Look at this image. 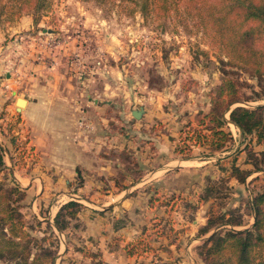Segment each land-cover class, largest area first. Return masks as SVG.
I'll return each instance as SVG.
<instances>
[{
    "label": "rangeland",
    "instance_id": "1",
    "mask_svg": "<svg viewBox=\"0 0 264 264\" xmlns=\"http://www.w3.org/2000/svg\"><path fill=\"white\" fill-rule=\"evenodd\" d=\"M213 1L178 0L168 15L165 1L157 0L147 21L138 8L122 10L97 0H49L45 9L27 7L15 18L0 17V182L25 193L19 211L32 253H37L33 238L51 249L53 264H100V250L85 243L80 213L101 205L103 197H90L108 190L129 193L136 208H162L166 216L148 218V225L160 226L179 243L189 238L184 230L197 217V236L208 217L242 221L236 230L251 226V203L264 192V163L253 169L264 140L242 134L227 111L224 129L232 138L221 151L211 154L206 146L176 151L182 133L197 129L210 111L225 77L252 97L233 107L264 103L251 96L260 90L256 79L220 50ZM253 39L243 58L250 62L251 55L264 67V36L256 33ZM18 97L26 98V108L16 109ZM139 107L144 113L136 119L131 111ZM155 167L170 178L150 182ZM237 168L252 171L244 182L236 178ZM70 200L83 207L76 217L60 218L65 227L60 232L55 216ZM174 211L180 215L171 216ZM261 211L264 237V202ZM213 231L195 246L201 264H211L212 258L202 260L199 247ZM250 257L251 264H264L263 240ZM216 258L215 264H236L231 250ZM31 261L27 264H49L45 257ZM0 264L20 263L5 255Z\"/></svg>",
    "mask_w": 264,
    "mask_h": 264
},
{
    "label": "trees",
    "instance_id": "2",
    "mask_svg": "<svg viewBox=\"0 0 264 264\" xmlns=\"http://www.w3.org/2000/svg\"><path fill=\"white\" fill-rule=\"evenodd\" d=\"M100 4H112L120 7L122 10L134 11L139 9L143 19L147 21L151 17L153 8L157 5V0H97ZM165 14H170L176 9L178 0H164ZM192 3H202L205 0H184ZM197 1V2H196ZM215 7L218 9L216 19L217 25L215 30L219 35V43L222 52L228 56L229 63L234 62L244 66L245 70L250 72L257 81L259 91H253L252 95L255 100L264 99V67L260 63L253 61L250 55V62L243 58L245 50L252 49L255 42L253 36L259 33L264 36V0H217ZM49 0H0V17L15 18L20 12L27 7H32L35 11L47 8ZM213 13V8L206 9ZM221 12V14H219ZM218 43V45H219ZM220 47V46H219ZM242 52V53H241ZM254 63H252V62ZM221 63H224L222 60ZM223 73L229 74L225 68ZM252 97L241 95L238 91L237 81L225 77L219 86L216 94L211 99L210 111L199 119L197 129H186L180 137L182 145L176 147V151L184 153L190 151L193 146H206L211 154L221 151L226 147L231 133L224 129L227 123L224 114L229 111V121L235 125L242 134L255 133L257 140H264V103L253 108L244 106H234L242 100H249ZM262 157L261 161L253 163L254 171H259V164L264 163V150L259 152ZM185 158V157H184ZM4 166L3 156L0 149V171ZM238 173L237 179L244 182L245 178L252 171H241L236 169ZM24 191L18 186H6L0 182V242L4 247L0 248V258L8 257L20 264H27L29 258L31 262H35L41 257L47 259V263L53 264L51 249L44 247L37 239L35 242L37 253L30 250L31 238L25 231V222L19 211V203L24 198ZM264 202V192L257 193L252 204L251 215L254 218L250 227L242 230H236L234 226H241L242 221H226L222 222L224 216H219L220 221H214L212 217H208L205 227L200 229L202 235L208 234L215 229L199 247L200 254L204 255L203 261L208 262L210 258L211 264H215L216 254L224 255L227 250H231L235 255L236 264H251V252L258 247V243L264 237L260 233L259 223L261 215V204ZM83 205L77 201L70 200L59 208L55 216V228L62 232L64 223H60L62 216L68 215L70 218L76 217ZM225 225H229V229H224ZM145 237L142 236L128 247L126 250L129 254L136 253L138 247L142 246L143 251L148 250ZM144 241V242H143ZM99 263V262H98ZM227 260H219L217 264H225ZM101 264V262H100Z\"/></svg>",
    "mask_w": 264,
    "mask_h": 264
},
{
    "label": "crops",
    "instance_id": "3",
    "mask_svg": "<svg viewBox=\"0 0 264 264\" xmlns=\"http://www.w3.org/2000/svg\"><path fill=\"white\" fill-rule=\"evenodd\" d=\"M27 105L26 100L24 107L26 108ZM150 172L152 173L150 182L152 180L166 182L164 179L170 178L166 177L168 175H164L163 169L159 167L153 168ZM107 193L93 194L90 198L96 197L100 200V197H103V203L97 205V208L85 207L80 213L85 227L83 232L85 243L100 250L101 264H141L142 260L150 261L148 264H201L195 253V246L204 237V235H196L201 225L199 217L184 230L185 235L189 234V238L179 243L180 240H172L167 231H162L160 226L148 225V218L166 216L162 208H136L129 193L115 194L109 190ZM142 194L144 193L138 192L137 196ZM173 214L180 215L175 211L171 216H174ZM185 226L187 225H173L175 228ZM140 235L146 238L149 251L129 254L126 247Z\"/></svg>",
    "mask_w": 264,
    "mask_h": 264
},
{
    "label": "water",
    "instance_id": "4",
    "mask_svg": "<svg viewBox=\"0 0 264 264\" xmlns=\"http://www.w3.org/2000/svg\"><path fill=\"white\" fill-rule=\"evenodd\" d=\"M16 109L17 110H20L21 107H23L26 103V98H23V97H18L16 99ZM144 113V108L143 107H139L138 109H134L131 111V114L134 118L138 119L142 116V114Z\"/></svg>",
    "mask_w": 264,
    "mask_h": 264
}]
</instances>
